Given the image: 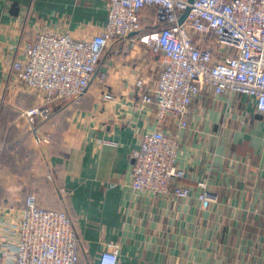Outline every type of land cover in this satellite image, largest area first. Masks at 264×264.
<instances>
[{
  "label": "crops",
  "instance_id": "obj_1",
  "mask_svg": "<svg viewBox=\"0 0 264 264\" xmlns=\"http://www.w3.org/2000/svg\"><path fill=\"white\" fill-rule=\"evenodd\" d=\"M107 16V0H0V223L36 193L41 206L68 212L83 262L118 241L120 264H264V113L254 97L208 88L191 104L186 131L162 126L180 138L187 173L179 183L192 188L189 198L131 187L132 152L159 127L156 104L142 105V93L156 94L165 58L139 34L109 42L78 101L57 100L34 121L25 114L37 98L11 70L25 44L44 29L89 38ZM200 181L217 203L198 199Z\"/></svg>",
  "mask_w": 264,
  "mask_h": 264
},
{
  "label": "built area",
  "instance_id": "obj_2",
  "mask_svg": "<svg viewBox=\"0 0 264 264\" xmlns=\"http://www.w3.org/2000/svg\"><path fill=\"white\" fill-rule=\"evenodd\" d=\"M107 1V21L93 36L76 39L69 32L44 29L25 44L23 57L11 66L21 90L37 98L25 114L34 121L48 117L57 100L78 101L109 42L139 34L140 42L165 58L156 94L142 93V105L156 104L159 127L146 131L132 152L131 187L154 196L189 198L192 188L179 183L187 173L178 163L180 138L162 126L172 121L186 131L191 104L208 88L215 94L254 97L264 113V0ZM144 85L142 78L136 81L141 92ZM114 98L110 92L103 95ZM198 185L200 201H219L206 182ZM0 225V264H120L118 241L105 242L94 262L81 261L80 238L68 212L41 206L36 193H29Z\"/></svg>",
  "mask_w": 264,
  "mask_h": 264
},
{
  "label": "water",
  "instance_id": "obj_3",
  "mask_svg": "<svg viewBox=\"0 0 264 264\" xmlns=\"http://www.w3.org/2000/svg\"><path fill=\"white\" fill-rule=\"evenodd\" d=\"M189 2L190 3H192L193 2V0H189ZM187 13H188V11L187 12H185L182 16H181V18H180V21L182 22L185 18H186V16H187Z\"/></svg>",
  "mask_w": 264,
  "mask_h": 264
}]
</instances>
